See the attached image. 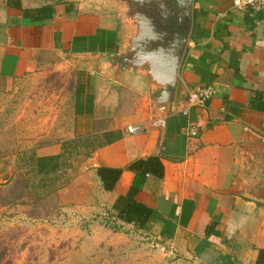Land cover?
I'll list each match as a JSON object with an SVG mask.
<instances>
[{
  "label": "crops",
  "instance_id": "0c3cea01",
  "mask_svg": "<svg viewBox=\"0 0 264 264\" xmlns=\"http://www.w3.org/2000/svg\"><path fill=\"white\" fill-rule=\"evenodd\" d=\"M123 9L120 0H0V81L61 67L65 57L78 63L69 128L37 154L59 153L62 140L118 131L85 161L110 214L133 179L130 163L157 157L161 167L152 169L162 176L148 174L135 196L151 208L145 226L117 222L151 234L189 264H255L264 250V204L239 192L264 196V4L194 0L169 105L156 96L162 77L152 79L145 66L158 57H137L134 66L121 60L132 35ZM208 84L215 93L190 109L199 134L188 137L180 106ZM100 167L121 169L109 191Z\"/></svg>",
  "mask_w": 264,
  "mask_h": 264
},
{
  "label": "rangeland",
  "instance_id": "374dc122",
  "mask_svg": "<svg viewBox=\"0 0 264 264\" xmlns=\"http://www.w3.org/2000/svg\"><path fill=\"white\" fill-rule=\"evenodd\" d=\"M63 60L59 68L0 81V264H189L114 219L85 165L87 140L68 145L58 171L36 173L29 158L69 128L78 63Z\"/></svg>",
  "mask_w": 264,
  "mask_h": 264
},
{
  "label": "trees",
  "instance_id": "16d2710c",
  "mask_svg": "<svg viewBox=\"0 0 264 264\" xmlns=\"http://www.w3.org/2000/svg\"><path fill=\"white\" fill-rule=\"evenodd\" d=\"M119 137L120 133L116 131L103 133L100 138L97 136L95 137L94 135H89L85 137L64 140L61 142V149L59 153L49 155L36 154L30 157L29 161L33 162V166L37 174H52L59 170L61 166L60 162L64 157V153L70 154V150L72 148L71 146L69 148L68 145H70L71 143H76L81 140H87L88 142H90V144H92V148L86 154L88 157L91 152L98 146L109 144L117 140ZM95 141H97V144H93ZM156 164L161 167V164L157 157H148L146 159L135 160L128 165L127 168L133 172L134 176L127 192L123 195H119L111 206V209L114 211V214L111 213V215L114 216L115 219H118L124 223L131 224L135 229H141L145 226L151 213V208L138 202L135 199V196L144 186L146 176L148 174L155 173L159 177L162 176L161 168H159V171H154L152 169V167H154V165ZM120 173V168H97V175L102 182L103 189L106 191H109L113 188ZM255 264H264V250L260 249L258 251V256Z\"/></svg>",
  "mask_w": 264,
  "mask_h": 264
},
{
  "label": "flooded vegetation",
  "instance_id": "af4514ba",
  "mask_svg": "<svg viewBox=\"0 0 264 264\" xmlns=\"http://www.w3.org/2000/svg\"><path fill=\"white\" fill-rule=\"evenodd\" d=\"M124 9L122 11L124 19L127 20L129 25L131 26L132 32L134 31V35L136 33H140L143 29H146V24L144 22V17L148 16H156L155 21L153 20L150 25L152 26L153 32L161 31L160 38L158 43H161V40L170 38L176 39L177 46L174 49L175 51H179V47L182 44L183 38L186 34L190 33L192 20H193V2L191 3V25H189V16L188 11L189 8L187 7V0H183L179 5H177L176 0H163L161 4H158L154 0H120ZM180 9V11H178ZM160 12L162 15L157 16V11ZM132 19V20H130ZM133 21L135 24H133ZM136 25V28H135ZM189 31V33H188ZM157 33V32H156ZM189 36V35H188ZM132 36L129 37V41L126 45V53L123 54L124 61H131V65L140 64L135 61L137 57H160V49H152L148 50L150 44H146V48L139 49L137 46L132 48L130 44V39ZM152 37V36H150ZM147 38V37H146ZM148 41V39H146ZM150 43V41H148ZM151 42H154L151 41ZM142 44H144L142 42ZM157 44V43H155ZM131 50V51H130ZM160 50V51H159ZM135 53V54H134ZM133 55V57L131 56ZM146 59V58H145ZM134 63V64H133ZM145 66H149L145 64Z\"/></svg>",
  "mask_w": 264,
  "mask_h": 264
},
{
  "label": "water",
  "instance_id": "95a60500",
  "mask_svg": "<svg viewBox=\"0 0 264 264\" xmlns=\"http://www.w3.org/2000/svg\"><path fill=\"white\" fill-rule=\"evenodd\" d=\"M154 1H156L158 4H161L163 2V0H154ZM182 1L183 0H176L177 5H179ZM192 1L193 0H187V4H188L187 7L189 8V11L187 13L189 16V25H188L189 27L191 25V15H190L191 6L190 5ZM155 11H157L156 13L158 17L162 15L160 12H158V10H155ZM178 11H180V9H178ZM143 19L146 24V29H143V31L140 33L137 32L134 37H131L130 44L132 48L137 46L139 49H144L146 48V44L148 43L150 44V47L148 48V50L158 49V48L162 49L161 52L162 54L165 55L164 59L161 60V59L156 58L157 62L153 61L149 66H146V67H148L147 70H148V73L151 75L152 79L155 80L157 78H161V77L163 78V81L161 82L163 86H161L162 88L157 92L156 96L159 98V100H162L164 104L169 105L171 103V99H172V96L175 90L177 71L179 69L180 61H181L184 48H185V44L187 42L189 34H186L185 37L183 38L182 44L179 47V51H175L174 49L177 46L176 39L167 38V39L161 40V43L159 44L158 41L160 38L161 31L156 30L157 33L152 32L153 30H152V26L150 25V23H152L153 20L155 21L156 16H151V18L146 16ZM146 39H148L150 43ZM153 40L154 42H151ZM142 42L144 44H142ZM131 56L133 57V55ZM121 60L125 64L131 65V61L126 62V60L124 61V59H121ZM239 193L244 197L253 199L257 202L264 204V196L258 195L257 193H255L254 190L247 191L246 189H244V190H241Z\"/></svg>",
  "mask_w": 264,
  "mask_h": 264
},
{
  "label": "built area",
  "instance_id": "2783aa9c",
  "mask_svg": "<svg viewBox=\"0 0 264 264\" xmlns=\"http://www.w3.org/2000/svg\"><path fill=\"white\" fill-rule=\"evenodd\" d=\"M234 7H246L263 5L264 0H231ZM215 93L211 84L200 86L189 92L186 102L180 106V112L187 116V124L184 127V133L188 137H196L199 134L197 123L190 118V109L192 107L203 106ZM128 132L135 133L138 129L135 126L128 127Z\"/></svg>",
  "mask_w": 264,
  "mask_h": 264
},
{
  "label": "bare ground",
  "instance_id": "6f19581e",
  "mask_svg": "<svg viewBox=\"0 0 264 264\" xmlns=\"http://www.w3.org/2000/svg\"><path fill=\"white\" fill-rule=\"evenodd\" d=\"M160 53V57H159V59H161V60H163L164 59V57H165V55L164 54H162V52L160 51L159 52ZM155 62H157V61H155ZM164 65V64H163ZM160 79V78H159ZM158 79V80H159ZM163 78H161V80H162Z\"/></svg>",
  "mask_w": 264,
  "mask_h": 264
}]
</instances>
